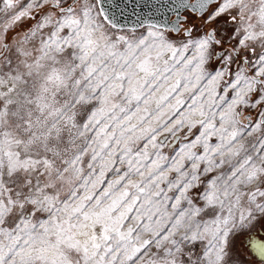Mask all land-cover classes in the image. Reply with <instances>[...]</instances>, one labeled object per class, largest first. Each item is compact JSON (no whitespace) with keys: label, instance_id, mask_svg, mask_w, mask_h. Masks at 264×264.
Returning a JSON list of instances; mask_svg holds the SVG:
<instances>
[{"label":"snow or ice","instance_id":"1","mask_svg":"<svg viewBox=\"0 0 264 264\" xmlns=\"http://www.w3.org/2000/svg\"><path fill=\"white\" fill-rule=\"evenodd\" d=\"M0 264H264V0H0Z\"/></svg>","mask_w":264,"mask_h":264}]
</instances>
